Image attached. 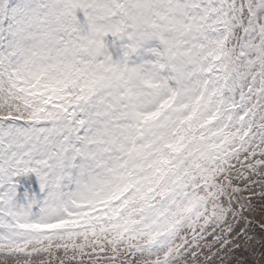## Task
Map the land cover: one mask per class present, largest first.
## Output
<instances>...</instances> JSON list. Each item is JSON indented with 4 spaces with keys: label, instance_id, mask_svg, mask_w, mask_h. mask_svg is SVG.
Segmentation results:
<instances>
[{
    "label": "snow or ice",
    "instance_id": "1",
    "mask_svg": "<svg viewBox=\"0 0 264 264\" xmlns=\"http://www.w3.org/2000/svg\"><path fill=\"white\" fill-rule=\"evenodd\" d=\"M0 264H264V0H0Z\"/></svg>",
    "mask_w": 264,
    "mask_h": 264
},
{
    "label": "rangeland",
    "instance_id": "2",
    "mask_svg": "<svg viewBox=\"0 0 264 264\" xmlns=\"http://www.w3.org/2000/svg\"><path fill=\"white\" fill-rule=\"evenodd\" d=\"M107 39V42H108V46H109V51L110 52H113V54H116V53H118V47H119V45L120 44H122V40L121 41H117L116 42V45H117V51H113V47H112V41H113V39L114 38H112V37H108V38H106ZM149 47V44H148V42L146 41L143 45H142V48H148Z\"/></svg>",
    "mask_w": 264,
    "mask_h": 264
}]
</instances>
